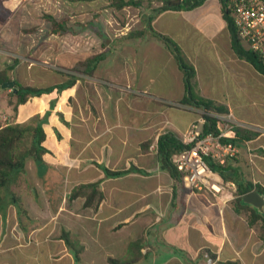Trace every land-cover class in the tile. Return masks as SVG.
I'll return each mask as SVG.
<instances>
[{
	"label": "crops",
	"instance_id": "1",
	"mask_svg": "<svg viewBox=\"0 0 264 264\" xmlns=\"http://www.w3.org/2000/svg\"><path fill=\"white\" fill-rule=\"evenodd\" d=\"M25 2L0 0L4 11L0 13L4 23L0 32ZM149 17L152 30L169 39L193 69L191 94L195 98L224 105L231 113L236 109L234 102L237 107L243 101L241 109L256 107L261 75L232 52L221 0H204L186 11L152 13L145 21ZM133 32H120L124 44L117 57L110 61L113 54L106 53L92 76L84 74L81 66L73 84L60 91L66 102H72L59 113L63 124L43 128L48 152L42 155V162H54L67 178L70 175L69 179L80 181L78 184L100 182L104 195L90 215L89 250L80 240L84 246L81 262L108 264L111 258L122 264H207L210 259L211 264H264V214L249 226V212L235 213L228 194L190 191L159 167L152 151L158 138L172 134L179 139L197 108L179 104L185 96L183 74L163 41L148 30L138 38L130 35ZM11 43L17 52L16 44ZM234 118L243 126L264 130L248 123L246 112ZM252 155L243 151L241 162L230 165L239 171L247 158L252 182L264 190V155ZM95 163L110 170L134 166L145 173L107 178ZM34 166L44 183L56 171ZM56 176L59 181L65 179ZM240 182H244L242 177ZM46 192L48 195L50 189L42 191L46 203L58 211V202ZM0 194L5 197L0 207V264H34L33 243L44 236L47 224L19 223L13 192ZM54 245L57 255L67 250L61 238ZM44 252L41 247V254Z\"/></svg>",
	"mask_w": 264,
	"mask_h": 264
},
{
	"label": "rangeland",
	"instance_id": "2",
	"mask_svg": "<svg viewBox=\"0 0 264 264\" xmlns=\"http://www.w3.org/2000/svg\"><path fill=\"white\" fill-rule=\"evenodd\" d=\"M111 1L26 0L13 19L6 23V29L0 32V50L12 51V53L0 51V71L9 68L10 70L6 72L9 81L13 80L22 86L41 89L52 87L53 90L30 98L16 110H14L15 97L11 95V90L1 91L0 122L2 124H29L35 116H39L42 127L47 130L56 128L58 124H63L59 113L61 109L70 106L69 104L72 102L70 99L66 102L60 95L61 90L55 86L73 79L75 74L79 75L82 68L80 64L86 63L91 57L103 54L104 59L106 53L113 54L110 61L113 57H117V52L124 44L119 36L120 32L123 29L142 30L143 24L146 23V17L154 13L159 5L156 1L144 0L137 6H125L117 9L111 5ZM3 12V9L0 8V13ZM3 24V21L0 20V27ZM55 24L60 26L55 27ZM11 42L16 44L17 52H14L13 48L11 49ZM108 63L106 62L104 65H108ZM256 87V107L254 105L252 108L242 106L243 109H241L239 106L243 101L238 103L237 107L235 106L237 103L234 102L236 109L231 113L226 107L227 114L222 115L229 116L231 121L241 125L234 117H243L246 112L248 123L264 127V84L260 76H258ZM35 111L38 113L33 114ZM194 112L193 121H196L203 114V110L196 109ZM244 127L257 131L259 135L253 141L235 144L236 151L226 160L231 165L241 162L243 151L251 155H264V148L261 147L264 144V136H261L264 130L250 126ZM152 151L156 158V147ZM244 161L243 159L244 167H239L238 172L244 183L252 184L254 175L251 173L247 158V163ZM41 167L49 168L51 171L54 168L56 170L54 174L51 173L47 183L42 182L41 178L36 176L34 161L29 157L25 160L23 171L18 175L16 181L4 191L13 192V196L17 197L25 209L27 217L21 218V223L31 220L35 227L47 224L43 231L44 236L39 239L35 238L33 243L34 264H75L68 250L64 254L54 253L56 250L54 244L60 239L62 231H65L69 234L71 241L81 246V240L89 250L88 230L92 226L90 215L94 211L89 208L84 209L81 199L73 202L68 201L69 192L80 181L69 179L70 175L67 178L54 162L43 163ZM56 172L58 173L56 174ZM56 175L60 180L65 179L59 181ZM255 184L257 185V183ZM234 187V190L227 188L224 193L228 194L230 205L235 198L236 186L234 185ZM46 188H49L50 192L48 195L46 192L45 195L58 202L60 210L55 211L46 203L47 197L42 193ZM82 229H85L87 233H83ZM48 244L50 245L49 250L46 248ZM84 246H81L82 251ZM41 247H44L46 251L43 254H41ZM78 264L90 263L80 260Z\"/></svg>",
	"mask_w": 264,
	"mask_h": 264
},
{
	"label": "trees",
	"instance_id": "3",
	"mask_svg": "<svg viewBox=\"0 0 264 264\" xmlns=\"http://www.w3.org/2000/svg\"><path fill=\"white\" fill-rule=\"evenodd\" d=\"M144 0H112L111 5L117 9H121L125 6H137ZM148 2L156 1L159 5L154 10V13L163 12L166 10L172 11H186L194 7L199 6L204 0H145ZM221 10L223 19L226 23L227 30L230 37V47L234 55L241 60L247 62L264 80V65L259 58L252 52L246 50L238 40L235 28L233 26L232 19L229 16L228 6L225 0H221ZM150 18L145 23V29L135 31L130 35L138 38L145 34L148 30L150 34L163 41L165 46L172 52L175 62L179 70L183 74V83L185 88V96L179 102V104L190 105L194 108L201 109L205 113L212 114H227V108L224 105L217 104L210 100L195 98L191 94V82L194 76V71L191 67L187 66L180 55L176 46L166 37L152 30L150 26ZM55 27L60 25L55 24ZM55 31V30H54ZM53 31V32H54ZM103 59V54H98L91 57L86 63L80 64L83 67V73L92 76L96 65ZM9 68H4L0 71V85L9 81L6 72ZM15 82V81H14ZM73 84V79L68 80L65 83H61L59 86H55L59 90L66 87H70ZM14 89L16 91H14ZM14 89L11 90V95L15 97L14 110L23 106L30 98L39 96L43 93H49L53 90L52 87L36 88L29 86H22L15 82ZM207 124L204 125V132H216L215 119L210 116H205ZM235 137L233 139H224L223 142H231L233 145L240 142L253 141L259 135L255 130L244 126H233ZM45 140V133L40 123L39 116H35L31 119L29 124L18 123H5L0 122V192L7 190L17 179L18 175L23 171L24 163L27 158H32L35 165L40 167L42 162V155L47 153L48 150L44 147L43 142ZM184 146L180 139L174 137L172 134L161 135L156 142V158L159 167L164 170L171 179L176 182H181V175L176 170L174 165V156L177 155ZM95 165L103 172L107 178H116L125 173L137 172L144 174L145 172L137 167L130 166L125 170H110L102 165ZM209 167L222 178L223 181L232 182L236 186L235 198L232 201V207L235 213L244 212L247 214V224L249 226L254 225L260 218L261 214H258L253 208L242 203V196L250 191H257L264 195V190L257 186L252 185L249 182H240V173L237 169H232L231 165L226 162L223 166L213 164L209 162ZM100 182L92 183H80L75 185L68 194V201H75L77 199L82 200V207L84 209L89 208L92 211L98 209L99 204L104 198V195L99 187ZM5 197L0 194V207L3 206ZM16 207L17 220L21 223V218H26V211L17 198L12 199ZM60 238L63 240L67 250L72 256L75 264L80 262V254L82 247L70 240L69 234L62 231ZM138 247V243L133 244ZM108 264H122L121 261L109 258ZM224 264H234L231 262Z\"/></svg>",
	"mask_w": 264,
	"mask_h": 264
},
{
	"label": "built area",
	"instance_id": "4",
	"mask_svg": "<svg viewBox=\"0 0 264 264\" xmlns=\"http://www.w3.org/2000/svg\"><path fill=\"white\" fill-rule=\"evenodd\" d=\"M225 1L239 42L264 65V0ZM205 116L215 119L217 133L204 132ZM233 126L241 125L235 124L229 116L204 111L200 118L189 124L180 138L184 148L174 156V165L184 188L217 196L234 187L209 167V162L223 166L236 151L231 142H223L235 137ZM211 263L208 259L207 264Z\"/></svg>",
	"mask_w": 264,
	"mask_h": 264
},
{
	"label": "water",
	"instance_id": "5",
	"mask_svg": "<svg viewBox=\"0 0 264 264\" xmlns=\"http://www.w3.org/2000/svg\"><path fill=\"white\" fill-rule=\"evenodd\" d=\"M15 82L13 80L4 82L0 85V92L5 89H14ZM14 91H16L14 89ZM242 203L253 208L258 214H264V195L257 191H250L242 196Z\"/></svg>",
	"mask_w": 264,
	"mask_h": 264
}]
</instances>
